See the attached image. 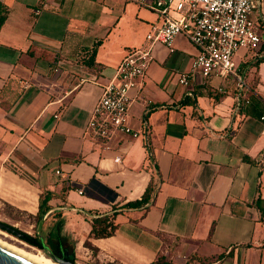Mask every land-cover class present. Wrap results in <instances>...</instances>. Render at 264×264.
I'll return each mask as SVG.
<instances>
[{
	"label": "crops",
	"instance_id": "crops-1",
	"mask_svg": "<svg viewBox=\"0 0 264 264\" xmlns=\"http://www.w3.org/2000/svg\"><path fill=\"white\" fill-rule=\"evenodd\" d=\"M0 3L8 9L0 30L1 204L31 217L35 230L46 226L50 244L73 247L76 264H152L160 255L175 264L192 255L199 264H264V124L237 113L232 81L198 75L182 86L195 47L182 36L173 52L158 45L132 93L129 125L140 136L102 141L87 124L103 85L162 19L127 0ZM94 49L89 69L83 62ZM256 59L237 60L264 102V62L251 68ZM92 179L113 200L86 192ZM151 180L150 209H125ZM114 209L115 234L91 238L92 220Z\"/></svg>",
	"mask_w": 264,
	"mask_h": 264
},
{
	"label": "built area",
	"instance_id": "built-area-1",
	"mask_svg": "<svg viewBox=\"0 0 264 264\" xmlns=\"http://www.w3.org/2000/svg\"><path fill=\"white\" fill-rule=\"evenodd\" d=\"M127 1L154 12L162 23L151 28L146 45L130 51L112 79L103 85L87 124V130L95 138L108 141L119 133L132 138L140 136L129 125L132 93L142 88L155 47L163 45L173 52V44L180 36L197 52L190 70L180 74V85L191 86L198 75L208 81L224 82L226 86L232 81L236 110L243 100L249 102L246 93L251 89L245 79L246 72L235 59L243 53L264 58V0ZM216 89L225 92L222 86ZM185 96H193L192 91ZM260 120L264 124V115Z\"/></svg>",
	"mask_w": 264,
	"mask_h": 264
},
{
	"label": "trees",
	"instance_id": "trees-1",
	"mask_svg": "<svg viewBox=\"0 0 264 264\" xmlns=\"http://www.w3.org/2000/svg\"><path fill=\"white\" fill-rule=\"evenodd\" d=\"M7 18H8V9L6 8L4 4L0 3V30L2 29L5 22L7 21ZM96 55H97V50L94 49L92 53H90L89 55L85 57L86 59L83 62V64H85L89 69H94L95 64H96L95 63ZM263 62H264V58L256 59L252 63L251 68L258 67ZM245 79L251 89V91L246 93V98L248 99L249 102H247V100H243L237 113L242 114V115L243 114L251 115L257 118H261L264 114V102L261 100L260 97H257L254 94L253 92L254 87H252L248 82V72L245 73ZM254 83H256V81ZM158 175L160 176L159 172H158ZM71 188H75V187L73 186ZM90 189L97 190L103 197L107 198L108 200H113V198L115 197V192L102 186L94 179H92L89 182V184L84 188L86 192L90 191ZM154 196H155V184H154V181L151 180V182L146 188L141 199L128 202L123 207L125 209H136L137 208V209L148 211L150 207L154 204V201H155ZM42 204H44V202L41 203V210L38 216L39 219H41L42 216L47 211V210L42 211ZM117 214L118 213L114 209V213H112L111 215L102 216L100 218L92 220V224H91L92 229L90 233L91 238H107V237L113 236L117 230V224L114 221ZM16 230L22 234L19 239L27 243L28 245L35 247L41 251L52 252L55 255V257L59 259L64 258L67 261L71 262L72 264H76V256H75L73 247L65 248L62 244L54 245L55 244L54 242L50 244L49 239L42 240L39 235H31L26 232L20 231L18 229ZM4 231L8 232L5 229ZM10 234L13 235V233H10ZM85 246L88 248H92L91 244L88 242L85 243ZM201 261L202 260L199 259L196 255H192L188 257L185 264H199V263H202ZM108 264H113V263H108ZM152 264H175V263L172 262L171 260H168L167 257L160 255L157 258V260Z\"/></svg>",
	"mask_w": 264,
	"mask_h": 264
},
{
	"label": "rangeland",
	"instance_id": "rangeland-1",
	"mask_svg": "<svg viewBox=\"0 0 264 264\" xmlns=\"http://www.w3.org/2000/svg\"><path fill=\"white\" fill-rule=\"evenodd\" d=\"M263 32V31H262ZM263 34V38H264V32ZM237 63H239V60L235 59ZM89 193V191H88ZM0 222L5 223L9 226H13L16 229L26 232L28 234L31 235H41V237H43L45 239V235H46V231L47 229L43 226H40L37 228V230H35V228H33L31 226V223L34 222L33 219H31V217H27V216H22V215H18L17 214V210L14 209L13 207H10L8 205L5 204H1L0 203ZM22 223V224H21ZM37 231L39 233H37ZM0 240H3L7 243L13 244L17 247H22V248H26V249H35L33 247H31L30 245H28L27 243L21 241L19 238H17L16 236L2 230L0 228ZM27 245V246H26ZM37 250V249H35ZM45 255H47L48 251H42ZM77 264H93L90 260L86 261L84 260V262L80 261Z\"/></svg>",
	"mask_w": 264,
	"mask_h": 264
},
{
	"label": "water",
	"instance_id": "water-1",
	"mask_svg": "<svg viewBox=\"0 0 264 264\" xmlns=\"http://www.w3.org/2000/svg\"><path fill=\"white\" fill-rule=\"evenodd\" d=\"M0 228L2 230H7L8 233H13V235H16L17 238L21 237V233H19L15 227L9 226L5 223L0 222ZM47 257H49L51 260H53L56 263L59 264H72L71 262L67 261L66 259H59L55 257V255L52 252H47ZM0 264H38L2 245H0Z\"/></svg>",
	"mask_w": 264,
	"mask_h": 264
},
{
	"label": "bare ground",
	"instance_id": "bare-ground-1",
	"mask_svg": "<svg viewBox=\"0 0 264 264\" xmlns=\"http://www.w3.org/2000/svg\"><path fill=\"white\" fill-rule=\"evenodd\" d=\"M0 245L38 263V264H59L47 257L42 251L35 249H26L25 247H17L13 244L7 243L3 240H0ZM27 246V245H26Z\"/></svg>",
	"mask_w": 264,
	"mask_h": 264
}]
</instances>
